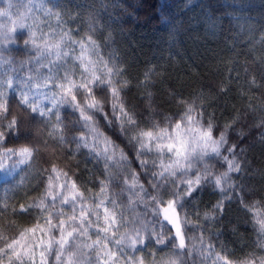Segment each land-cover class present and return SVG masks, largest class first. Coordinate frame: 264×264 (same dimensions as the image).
Here are the masks:
<instances>
[{
  "label": "snow or ice",
  "instance_id": "1",
  "mask_svg": "<svg viewBox=\"0 0 264 264\" xmlns=\"http://www.w3.org/2000/svg\"><path fill=\"white\" fill-rule=\"evenodd\" d=\"M11 8L9 0L7 7H0V17L10 18ZM39 9L43 13L39 23L26 24L24 17H18L12 28L0 26L4 29L0 51L4 44L20 42L31 53L20 66L33 64L27 79L0 75V167L6 159L12 160L13 167L26 165L35 172L31 178L43 188L31 204L19 205L20 212L29 215L35 210L38 219L31 227L12 238L0 227V264H187L186 257L192 255L189 241L194 237L187 235L189 221L184 210L206 183L221 191L225 185L240 187L232 181L233 174L248 167L243 141L229 142L232 125L220 129L211 121L202 122L203 114L193 103H182L181 112L159 122L151 112L146 121L143 113L130 112L122 99L123 86L114 79L118 74L115 66L90 59L99 55L96 41L91 35L87 42L73 39L71 31L63 27L64 16L71 18V11H65L63 5L49 7L44 0H39ZM16 28H26V38L14 36ZM2 63L0 56V66ZM17 85L18 99L10 100V91H16ZM65 106L77 114L75 119L66 122L61 112ZM26 118L29 125L43 124L47 129L35 143L30 130L25 131ZM259 127L264 128V120ZM14 133L15 139H10ZM20 140L25 143L19 147L7 146ZM121 142L132 151H126ZM259 142L264 144V132ZM70 144L75 148L66 158L87 149V156L97 165L103 164L101 178L91 181L98 190L78 183L72 178L75 173L69 175L71 169L51 161H45L50 168L36 163L49 148L58 160L56 150L64 152ZM134 161L139 170L133 169ZM217 163L224 171L214 172ZM125 195L127 202L122 200ZM237 199L258 226L260 253L253 251L234 261L233 254L218 253L202 236L196 249L200 264H264V211L259 210V201L248 205L242 195ZM137 204L144 211L135 220L120 211ZM223 205V201L215 205L217 214L223 213ZM204 216L211 218L210 213ZM92 228L97 229L95 238L90 235Z\"/></svg>",
  "mask_w": 264,
  "mask_h": 264
},
{
  "label": "trees",
  "instance_id": "2",
  "mask_svg": "<svg viewBox=\"0 0 264 264\" xmlns=\"http://www.w3.org/2000/svg\"><path fill=\"white\" fill-rule=\"evenodd\" d=\"M44 2L49 7L63 5L65 11H71V18L64 16L63 27L71 31L73 39L83 38L87 42L91 35L96 41L99 55L90 59H102L109 67L115 66L118 74L114 79L119 80L118 86H123L122 99L130 112L143 113L145 121L151 112L159 122L181 112L182 103H193L203 114L202 122L211 121L220 129L232 125L228 130L229 142L243 141L241 147L246 150L248 167L243 173L233 174L232 181L240 187L229 189L225 185L221 191L213 183H206L196 193L195 202L184 210L189 221L187 235L194 237L189 241L192 255L186 257L187 264H200L196 249L202 236L218 253L233 254L234 261L253 251L260 253L258 226L252 213L237 198L242 195L248 205L259 201V210L264 211V144L259 142L264 132L259 127L264 120V0H133L132 8L124 0ZM8 3L9 0H0V7H7ZM11 3V17H0V26L12 28L18 17H24L26 24L39 23L43 18L39 0H11ZM129 20H134L137 26L133 28L127 23ZM52 23L55 25V20ZM40 26L47 29L45 24ZM3 30L0 27V33ZM13 35L26 38L27 29L16 28ZM75 48L79 53V47ZM30 54L20 42L4 44L0 51L3 57L0 75L9 73L14 78L27 79L33 64L21 67L20 61ZM18 94L19 85L16 91H10V100L18 99ZM44 104L50 106L47 101ZM16 112L20 113L21 108H16ZM61 112L66 122L77 115L66 106ZM29 130L33 143L41 131H47L43 124L29 125L26 118V133ZM10 139H15V133ZM24 143L20 140L7 146L19 147ZM121 146L132 151L124 142ZM74 148L75 144H70L64 152L57 149L58 160L53 159V150L49 148L36 163L50 168L51 164L45 161H51L65 170L71 169L69 175L75 173L72 178L78 179V183L85 182L88 188L98 190V185L91 181L101 178L103 164L97 165L87 156V149L77 152L74 158H66ZM132 167L139 170L135 161ZM213 170L222 172L224 168L217 163ZM34 174L26 165L13 167L12 160H4L0 167V227L7 238L31 227L38 219L35 210L32 215L19 210V205L31 204L43 192L38 181L31 178ZM228 196L234 198L229 201ZM122 200L127 202V195ZM219 201L224 202L222 214L215 212ZM120 211L129 220H135L144 208L137 204ZM205 213H210L211 218L205 219ZM96 231L90 229L93 238Z\"/></svg>",
  "mask_w": 264,
  "mask_h": 264
},
{
  "label": "clouds",
  "instance_id": "3",
  "mask_svg": "<svg viewBox=\"0 0 264 264\" xmlns=\"http://www.w3.org/2000/svg\"><path fill=\"white\" fill-rule=\"evenodd\" d=\"M124 4H125L127 7H129V8L134 7V5H133V0H124ZM137 11H139V9H137ZM127 23L131 24V26H132L133 28L137 26L136 23L134 22V20H129V21H127Z\"/></svg>",
  "mask_w": 264,
  "mask_h": 264
}]
</instances>
